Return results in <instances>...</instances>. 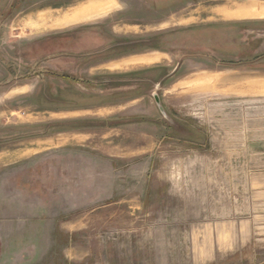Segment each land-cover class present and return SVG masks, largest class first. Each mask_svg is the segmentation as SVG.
I'll return each instance as SVG.
<instances>
[{
	"label": "rangeland",
	"instance_id": "1",
	"mask_svg": "<svg viewBox=\"0 0 264 264\" xmlns=\"http://www.w3.org/2000/svg\"><path fill=\"white\" fill-rule=\"evenodd\" d=\"M88 1L0 0V264H264V0Z\"/></svg>",
	"mask_w": 264,
	"mask_h": 264
},
{
	"label": "flooded vegetation",
	"instance_id": "2",
	"mask_svg": "<svg viewBox=\"0 0 264 264\" xmlns=\"http://www.w3.org/2000/svg\"><path fill=\"white\" fill-rule=\"evenodd\" d=\"M86 29H87L86 27H82V28L78 27L75 29L65 31L63 33H54L52 35L45 36V39L38 43L39 45L45 43L44 44L45 45V51L49 48H54V46H59V48H61L64 45L67 46V43L69 44L71 41L74 42L73 46L71 48H74L75 50L64 52V50L62 49V51H58L57 54L53 53L51 56L45 55V57H44L45 62H47V59H52V60H48V61L53 62V60H54V62H55L54 64L57 67L54 68V70L53 69L47 70V69L43 68V69H41L40 72H42L43 74L46 73L49 75L60 76L62 78H65L69 74L77 73V71L82 69L83 66L88 65L89 62L92 60H97V58L103 59L104 57L100 56L101 54H99L98 51H94V52L91 51V49L93 48L91 41H87V42H85L84 40L80 41L81 35L84 36V33H86V31H87ZM123 44L124 43H122L121 45H123ZM82 45H85L86 49L81 47ZM121 45L115 43V44H112L111 47H115V46L117 47V46H121ZM14 47H15L14 48L15 51H13L12 56H11L12 64L10 65V68L12 71L11 72L12 77L10 79V82H13L15 84V83H18V81L23 80V79L25 81H27L29 79V77H31L34 73H36V71L35 70L29 71L23 75H18L17 73H14L15 68L17 66H19L18 59L21 60L22 62H24V63H22L23 66H28L29 60H31L30 58H32L33 55L35 56V54L33 52L28 51L27 46H26V49H23V50H18V47H16V46H14ZM44 60H42V62ZM36 64L37 63H35L33 65H36ZM69 65H72L73 67L71 69L67 68V67H69ZM66 79H68V78H66ZM5 83H7V82H5Z\"/></svg>",
	"mask_w": 264,
	"mask_h": 264
},
{
	"label": "crops",
	"instance_id": "3",
	"mask_svg": "<svg viewBox=\"0 0 264 264\" xmlns=\"http://www.w3.org/2000/svg\"><path fill=\"white\" fill-rule=\"evenodd\" d=\"M112 1L113 0H89L88 2V4H90V5H94V6H96V8H95V12H97V10H98V6L99 7H102V10H109L110 8H111V6L113 5V3H112ZM117 2V1H116ZM119 6H120V4L119 3H117ZM108 6V7H107ZM107 7V8H106ZM105 8V9H104ZM101 10V9H100ZM67 22V20H63V21H61L60 23L62 24H64V23H66Z\"/></svg>",
	"mask_w": 264,
	"mask_h": 264
},
{
	"label": "bare ground",
	"instance_id": "4",
	"mask_svg": "<svg viewBox=\"0 0 264 264\" xmlns=\"http://www.w3.org/2000/svg\"><path fill=\"white\" fill-rule=\"evenodd\" d=\"M107 7H108V6H107ZM107 7H106V8H107ZM93 8H94V7H93ZM100 9H101V8H100ZM104 9H105V8H104ZM92 10H93V9H92ZM82 11L84 12V10H82ZM86 11H87V10H86ZM88 12H89V11H88ZM85 13H86V12H85Z\"/></svg>",
	"mask_w": 264,
	"mask_h": 264
},
{
	"label": "water",
	"instance_id": "5",
	"mask_svg": "<svg viewBox=\"0 0 264 264\" xmlns=\"http://www.w3.org/2000/svg\"><path fill=\"white\" fill-rule=\"evenodd\" d=\"M156 103H157V100H156Z\"/></svg>",
	"mask_w": 264,
	"mask_h": 264
}]
</instances>
